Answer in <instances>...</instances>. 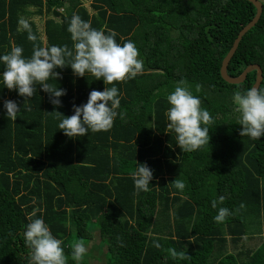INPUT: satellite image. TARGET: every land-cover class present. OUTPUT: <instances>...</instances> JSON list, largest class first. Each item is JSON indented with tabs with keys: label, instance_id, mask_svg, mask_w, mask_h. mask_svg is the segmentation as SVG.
<instances>
[{
	"label": "trees",
	"instance_id": "obj_1",
	"mask_svg": "<svg viewBox=\"0 0 264 264\" xmlns=\"http://www.w3.org/2000/svg\"><path fill=\"white\" fill-rule=\"evenodd\" d=\"M32 5L35 14L49 15L43 32L24 20L35 42L20 25ZM256 12L248 0H0V54L22 46L31 56L34 44L73 49L67 29L78 14L94 28L115 30L119 43L134 41L144 61L142 74L115 84L123 119L80 138L58 129L56 111L73 115V105L86 103L90 91L104 90L103 80L57 69L56 82L66 90L59 108L39 86L25 101L0 82V264H30L22 233L33 212L63 241L68 264H75L76 242H93L92 253L106 250L108 264H264V137L240 135L231 99L234 91L253 87L256 71L241 84L227 83L220 72ZM252 64L264 75V0L228 73L239 76ZM181 80L215 118L202 150L184 151L167 127L166 96ZM5 100L22 109L15 121L6 116ZM137 163L154 171L147 192L137 193L131 179ZM177 178L183 191L173 184ZM220 196L218 206L232 210L223 223L213 219L212 201ZM168 249L188 259H173ZM81 264L93 263L84 257Z\"/></svg>",
	"mask_w": 264,
	"mask_h": 264
},
{
	"label": "clouds",
	"instance_id": "obj_2",
	"mask_svg": "<svg viewBox=\"0 0 264 264\" xmlns=\"http://www.w3.org/2000/svg\"><path fill=\"white\" fill-rule=\"evenodd\" d=\"M20 25L27 32L28 39L35 42L37 36L29 24L21 20ZM67 30L71 34L73 49L67 45L41 47L34 44L31 56L24 54L22 46H13L7 54H0V65H3L0 82L4 88L16 91L25 101L36 95L39 86L49 94L50 102L59 108L62 106L60 98L66 95V90L56 82L61 78L57 69L70 67L77 77L88 78L91 75L95 80H103L106 85L104 90L90 91L86 103L73 105V115L56 113L60 114L58 129L69 138L84 137L89 132H107L117 118L123 119V113L118 111L121 94L115 84L135 79L143 72L144 61L140 58L139 47L131 40L119 43L115 30L94 28L90 21H85L78 14L72 15ZM196 90L199 91V85ZM231 99L234 110L239 114L238 124L242 126L240 135L260 141L264 137V86L238 89ZM166 100L169 105L165 112L167 127L175 134L176 144L186 152L209 146L210 129L215 118L202 106L200 97L193 94L190 86L183 80L179 81ZM25 107L26 103L23 110ZM3 109L8 119L13 121L22 111L14 100H5ZM130 175L137 193L149 191L154 171L147 163H137ZM173 184L181 191L186 187L179 178ZM224 199V196H220L218 201H212V207L217 209L213 217L217 223L225 222L232 215L231 209L218 206L223 204ZM28 221L22 235L30 250V264H68L63 241L52 233L43 216L33 212L28 216ZM155 246L159 247V244ZM87 252V245L76 242L72 246L71 258L75 264H81ZM168 252L173 259H188L185 253H178L175 249H168Z\"/></svg>",
	"mask_w": 264,
	"mask_h": 264
},
{
	"label": "water",
	"instance_id": "obj_3",
	"mask_svg": "<svg viewBox=\"0 0 264 264\" xmlns=\"http://www.w3.org/2000/svg\"><path fill=\"white\" fill-rule=\"evenodd\" d=\"M249 2L253 3L255 6L257 12L254 18L250 23H248L239 33L238 37L235 39L232 48L226 55V57L222 61L221 66V76L222 78L229 84H241L246 81L248 74L256 71V82L254 83L253 87H261V84L263 82V70L259 64H252L249 65L239 76H231L228 73V66L230 64V61L232 60L234 54L236 53L240 42L242 41L243 37L256 26V24L259 22L262 13H263V0H248Z\"/></svg>",
	"mask_w": 264,
	"mask_h": 264
},
{
	"label": "rangeland",
	"instance_id": "obj_4",
	"mask_svg": "<svg viewBox=\"0 0 264 264\" xmlns=\"http://www.w3.org/2000/svg\"><path fill=\"white\" fill-rule=\"evenodd\" d=\"M85 5L88 8H91L90 2H85ZM35 10H37V7L33 5L28 6L25 13H22L23 15L21 17V20H25L27 17L30 18L27 20H33V17L35 15L34 13ZM87 246H88V252L85 256L87 260H89L93 264H108V261H107L108 252L106 250H105L106 252L104 250L99 251L97 248L96 252L92 253V250L94 249V243L92 242V244H88Z\"/></svg>",
	"mask_w": 264,
	"mask_h": 264
},
{
	"label": "crops",
	"instance_id": "obj_5",
	"mask_svg": "<svg viewBox=\"0 0 264 264\" xmlns=\"http://www.w3.org/2000/svg\"><path fill=\"white\" fill-rule=\"evenodd\" d=\"M88 10L91 12V8H88ZM59 11L60 12H64V9L61 8V9H59ZM26 19H30V18H26ZM48 19H49V15H47V13H44V15H39V14H35L34 15L33 20H34L35 23H37L39 25L40 32H43V30H44V24L46 23V21Z\"/></svg>",
	"mask_w": 264,
	"mask_h": 264
}]
</instances>
